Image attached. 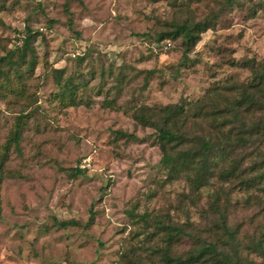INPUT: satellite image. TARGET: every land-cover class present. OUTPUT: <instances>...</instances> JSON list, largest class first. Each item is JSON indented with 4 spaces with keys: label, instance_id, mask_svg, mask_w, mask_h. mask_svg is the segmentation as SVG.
Here are the masks:
<instances>
[{
    "label": "rangeland",
    "instance_id": "rangeland-1",
    "mask_svg": "<svg viewBox=\"0 0 264 264\" xmlns=\"http://www.w3.org/2000/svg\"><path fill=\"white\" fill-rule=\"evenodd\" d=\"M226 2L0 0V55L17 50L30 27L40 61L24 96L0 99V264H163L158 220L213 241L225 214L241 241L264 237V192L256 190V200L236 181L214 178L194 190L186 177L169 178L155 129L131 113L141 103L195 101L216 85L249 78L234 63L264 58V0H234L223 9ZM213 13L215 27L188 60L182 37L157 40L174 22ZM62 67L89 78L92 105L54 99L53 69ZM106 97L121 109L104 107ZM22 114L19 144L4 155ZM216 190L219 212L211 208ZM56 219L80 225L62 228ZM198 244L184 236L172 254L187 256Z\"/></svg>",
    "mask_w": 264,
    "mask_h": 264
},
{
    "label": "trees",
    "instance_id": "trees-1",
    "mask_svg": "<svg viewBox=\"0 0 264 264\" xmlns=\"http://www.w3.org/2000/svg\"><path fill=\"white\" fill-rule=\"evenodd\" d=\"M226 1L223 9L234 2ZM217 20V13H213L201 20L177 21L172 23L171 30L161 32L157 40L182 37L185 61L188 60V53L202 39V34L214 28ZM34 32L27 27L21 46L0 55V99L9 93L25 95L28 80L34 76L40 63L31 50ZM79 59L82 61L84 58ZM234 65L250 71L246 81L232 80L226 85H216L195 101L141 103L131 113L138 124L155 129L157 143L163 153L161 167L169 178L186 177L194 190L212 185L214 178L236 181L241 189L249 193L248 197L260 200L256 190L264 192V58L244 57L236 60ZM53 72L57 89L53 96L56 101L65 107L94 103L90 95V81L85 74L81 71L68 73L65 67L54 68ZM101 104L121 109L116 98L106 97ZM22 116L17 118L4 155L9 154L12 145L19 144L24 123ZM193 123L205 125L200 132H193ZM117 133L129 135L122 131ZM75 171L83 173L79 166ZM214 193L217 198L212 201L211 208L219 212V190ZM55 221L62 228L80 225L76 220ZM157 227L165 234V246L161 248L163 264H264L263 235L252 237L248 242L241 241L238 228L228 224L225 214H221L220 229L218 224L213 241L196 237L176 224L158 220ZM184 236L195 238L199 242L198 247L187 256L173 255V246L180 243ZM219 240L223 241V245L219 244ZM242 244L247 250L259 254L262 260L249 258L243 252Z\"/></svg>",
    "mask_w": 264,
    "mask_h": 264
}]
</instances>
